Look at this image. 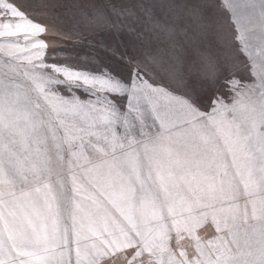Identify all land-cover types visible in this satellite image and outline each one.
Segmentation results:
<instances>
[{
    "label": "snow or ice",
    "instance_id": "snow-or-ice-1",
    "mask_svg": "<svg viewBox=\"0 0 264 264\" xmlns=\"http://www.w3.org/2000/svg\"><path fill=\"white\" fill-rule=\"evenodd\" d=\"M84 19L135 41L126 76L0 0V264H264V0Z\"/></svg>",
    "mask_w": 264,
    "mask_h": 264
},
{
    "label": "rangeland",
    "instance_id": "rangeland-1",
    "mask_svg": "<svg viewBox=\"0 0 264 264\" xmlns=\"http://www.w3.org/2000/svg\"><path fill=\"white\" fill-rule=\"evenodd\" d=\"M17 2L33 20L47 27L48 31L41 39L48 44L46 58L49 62L55 60L73 67L101 65L121 75H127L129 66L126 59L136 54L133 48L135 41L106 28L88 27L85 23L84 14L102 6L105 0H17ZM186 47L190 49V46ZM183 55L191 58L192 52L188 50ZM240 58L243 59L242 54ZM223 98L225 103L231 102L228 97Z\"/></svg>",
    "mask_w": 264,
    "mask_h": 264
}]
</instances>
